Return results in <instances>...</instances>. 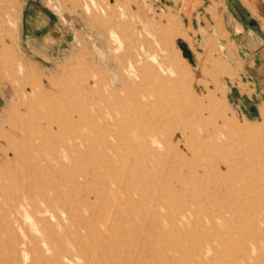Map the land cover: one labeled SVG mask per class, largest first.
I'll return each instance as SVG.
<instances>
[{
  "label": "rangeland",
  "instance_id": "374dc122",
  "mask_svg": "<svg viewBox=\"0 0 264 264\" xmlns=\"http://www.w3.org/2000/svg\"><path fill=\"white\" fill-rule=\"evenodd\" d=\"M178 4L0 0V264H264V81Z\"/></svg>",
  "mask_w": 264,
  "mask_h": 264
},
{
  "label": "crops",
  "instance_id": "0c3cea01",
  "mask_svg": "<svg viewBox=\"0 0 264 264\" xmlns=\"http://www.w3.org/2000/svg\"><path fill=\"white\" fill-rule=\"evenodd\" d=\"M214 1L196 0L189 17L183 15L188 35L202 41L208 34H215L217 40L224 42L226 57L231 54L242 63L239 72L242 84L246 74L256 81L260 78L264 81V0H221L226 8L223 13L224 38L220 36L222 28L217 27L211 17ZM181 4L182 0L179 9ZM231 85H237V81Z\"/></svg>",
  "mask_w": 264,
  "mask_h": 264
},
{
  "label": "water",
  "instance_id": "95a60500",
  "mask_svg": "<svg viewBox=\"0 0 264 264\" xmlns=\"http://www.w3.org/2000/svg\"><path fill=\"white\" fill-rule=\"evenodd\" d=\"M177 46L180 49L181 56L186 58L189 63H192L193 62L192 54L190 50L188 49L186 43L180 40H177Z\"/></svg>",
  "mask_w": 264,
  "mask_h": 264
}]
</instances>
